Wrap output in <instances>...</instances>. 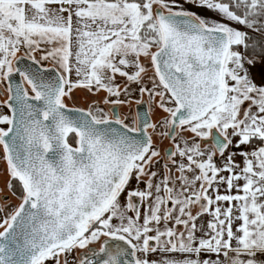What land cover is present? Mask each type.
I'll return each instance as SVG.
<instances>
[{
  "label": "snow or ice",
  "instance_id": "1",
  "mask_svg": "<svg viewBox=\"0 0 264 264\" xmlns=\"http://www.w3.org/2000/svg\"><path fill=\"white\" fill-rule=\"evenodd\" d=\"M0 264H264V0H0Z\"/></svg>",
  "mask_w": 264,
  "mask_h": 264
},
{
  "label": "flooded vegetation",
  "instance_id": "2",
  "mask_svg": "<svg viewBox=\"0 0 264 264\" xmlns=\"http://www.w3.org/2000/svg\"><path fill=\"white\" fill-rule=\"evenodd\" d=\"M132 109L134 111L138 110L140 112V114L143 115V113L148 110V105L145 104V105H141V106H136L135 104H133ZM121 111H123V110H121ZM163 147H168V142L167 141L164 142Z\"/></svg>",
  "mask_w": 264,
  "mask_h": 264
},
{
  "label": "rangeland",
  "instance_id": "3",
  "mask_svg": "<svg viewBox=\"0 0 264 264\" xmlns=\"http://www.w3.org/2000/svg\"><path fill=\"white\" fill-rule=\"evenodd\" d=\"M197 11H199V9H196ZM205 15H211V13H205ZM257 82L259 83L260 81H259V76H257ZM77 96H78V98L79 97H82L83 96V93H77ZM132 107H133V105H132ZM124 112H127L128 111V109L127 108H124V109H122ZM160 115H161V113L159 112V111H157V113H156V115H155V118L156 119H158L159 117H160ZM133 183H135V181H133ZM141 187H142V185H141Z\"/></svg>",
  "mask_w": 264,
  "mask_h": 264
},
{
  "label": "crops",
  "instance_id": "4",
  "mask_svg": "<svg viewBox=\"0 0 264 264\" xmlns=\"http://www.w3.org/2000/svg\"><path fill=\"white\" fill-rule=\"evenodd\" d=\"M238 160H239V158H238Z\"/></svg>",
  "mask_w": 264,
  "mask_h": 264
}]
</instances>
